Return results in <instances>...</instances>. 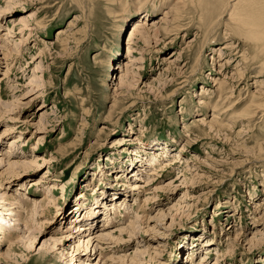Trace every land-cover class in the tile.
Listing matches in <instances>:
<instances>
[{"label":"rangeland","instance_id":"rangeland-1","mask_svg":"<svg viewBox=\"0 0 264 264\" xmlns=\"http://www.w3.org/2000/svg\"><path fill=\"white\" fill-rule=\"evenodd\" d=\"M248 1H0V157L36 162L0 165V264H264V27L232 19Z\"/></svg>","mask_w":264,"mask_h":264},{"label":"bare ground","instance_id":"bare-ground-1","mask_svg":"<svg viewBox=\"0 0 264 264\" xmlns=\"http://www.w3.org/2000/svg\"><path fill=\"white\" fill-rule=\"evenodd\" d=\"M1 1V0H0ZM257 3H256V2ZM258 5V6H257ZM247 6V7H246ZM245 7H246V9H245V11L243 12V13H238V11H240V9L239 8H235V10H234V12H233V14H232V19L233 20H235V21H239V22H241V25H242V28L243 29H246L247 28V31H248V33H253V31H257V29L256 30H254L253 28L254 27H261V26H263L264 27V20L263 21H261L262 20V18L258 15V17L261 19H257V14H263L264 13V0H249L248 1V4L246 5ZM227 7V6H226ZM180 10V8L179 7H173V8H171L170 10H169V12H167L166 14H165V16H164V18H162V21H165V27L163 26V31H164V34H165V36H169V35H171L172 34V32L174 31V30H178L179 29V22H180V17L181 16H179L178 15V13L180 12L179 11ZM155 12H157V10L155 11ZM226 11H224V13H225ZM258 12V13H257ZM152 13H154V12H152ZM152 13H150V12H146L145 14H141L142 16H140L137 20H136V22H135V25H133L132 26V29H131V42H132V44H136V39L137 38H139V37H143V35L145 34V32H147V31H149V28L151 27V22H155V21H150L151 19H150V17H151V15L153 16V14ZM170 18H172V21H171V25H169V24H167L168 23V20L170 19ZM263 19H264V17H263ZM262 22H263V24H262ZM168 25V26H167ZM27 27V26H26ZM246 27V28H245ZM263 35H264V29H263ZM12 34V30L10 29L9 30V35H11ZM60 34H64V32L62 31V32H60ZM158 35V32H156V36ZM133 46V45H132ZM225 50V47H223V48H221L220 49V51L221 50ZM216 51V50H215ZM261 52H264V48H262L261 49ZM128 54H129V57L130 58H133V54H134V48L133 47H130L129 49H128ZM172 55H173V57H172ZM179 55H181V53H178V52H176L175 50L172 52V54L170 55L172 58L171 59H173V58H175V57H177V56H179ZM169 58V57H168ZM167 59V58H166ZM131 60V59H130ZM168 60V59H167ZM211 127H213V125L211 126ZM14 147H11V149H13ZM160 150H162L164 153H162L164 156L163 157H167V156H170L169 155V153L171 152V149H170V147L169 146H167L166 144H161V146H160ZM2 153V152H1ZM14 153H18V152H14ZM7 154V153H6ZM18 155V154H17ZM178 155V157L177 158H180V156H179V154H177ZM0 156H4V154H2V155H0ZM2 157H0V165H2V164H5V163H8L9 165V167L10 168H12V166H13V164L15 165V166H20V165H22V167L23 168H25V167H28V165H31V164H35L36 162H30L31 164H29V162H25V165H24V163H22V164H18V163H15V162H13L12 164L10 163V162H8V161H6L5 160V158L3 159ZM152 159H154V158H152ZM153 163H159V161H156L155 159H154V161L152 162V165L154 166V164ZM171 162H166L165 164H166V166H169L168 164H170ZM155 164V165H156ZM47 178L46 177H41V178H38V179H36V180H34V182H32L33 184H31L32 186H42V184H45L46 183V180ZM53 188H55V186H53ZM139 188H141L139 185H136L135 186V190H139ZM54 190H56V189H54ZM24 195V194H23ZM1 196V195H0ZM3 196V195H2ZM4 197V196H3ZM46 198H47V200H50V198H48V196H46ZM46 200V201H47ZM19 203H21V205H24L25 207H30V208H32L33 209V212L34 211H36V210H38L39 209V207L41 206V204L38 202V200H34L33 201V203L34 204H31V202H29V201H25V200H23V199H20V201H19ZM42 205H43V203H42ZM44 207V206H43ZM80 210H84L83 208H81ZM79 210V213H81V211ZM101 211V210H100ZM28 214H31V213H28ZM82 216V215H81ZM80 216V217H81ZM97 218L96 217H92V221L93 220H96ZM77 221H80L79 219L78 220H76V222ZM34 222V221H33ZM94 222V221H93ZM93 225V224H92ZM72 225H70V228H72L71 227ZM75 228V227H74ZM78 229V228H77ZM79 230H81V229H79ZM2 234H4V233H2ZM89 237V236H88ZM69 238V237H68ZM89 238H92L91 236L89 237ZM63 239V237L62 238H60V239H57V241L56 242H61V240ZM66 239V238H65ZM198 249V246L197 247H193L192 246V249L191 250H197ZM65 256V255H64ZM195 256V255H194ZM188 259V258H187ZM201 260L202 261H200V264H206V262L208 261V259L206 258V257H202L201 258ZM194 264V263H193Z\"/></svg>","mask_w":264,"mask_h":264}]
</instances>
